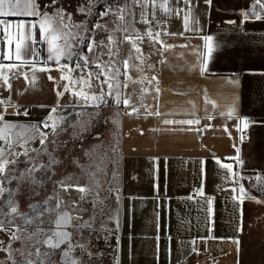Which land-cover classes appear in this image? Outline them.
Returning a JSON list of instances; mask_svg holds the SVG:
<instances>
[{
    "label": "crops",
    "instance_id": "crops-1",
    "mask_svg": "<svg viewBox=\"0 0 264 264\" xmlns=\"http://www.w3.org/2000/svg\"><path fill=\"white\" fill-rule=\"evenodd\" d=\"M35 2L42 13L40 2ZM144 3L145 0L139 4L131 0L129 30L123 34L119 49L113 48L115 42L103 41L107 49L103 51L106 61L102 65L109 64L111 48L112 62L117 57L114 67L123 73V61L131 56L127 75L138 81V69H143L148 78L143 83H133L121 75V99L127 97L129 105L117 107L114 98L108 97L111 108L100 107H117L120 114V172L112 179L118 187L115 196H119L120 215L114 264H264V196L248 184L255 179L264 182V11L257 5L262 19L252 16L255 0H191L190 5L185 0H147L146 8ZM246 12L247 20L243 15ZM142 13L148 23L142 22ZM6 19L38 24L36 17ZM149 30L153 38L147 35ZM9 31L13 33L12 46L7 43L8 33L0 30V53L4 56L15 46V29ZM34 35L39 55L29 54L28 59L38 62L35 82L31 64L11 72L3 70L10 88L0 79V114L5 121L17 125L13 132L23 133L21 142L36 137L28 139L25 147L15 146V153L38 147L40 136L35 126L47 132L50 127L44 128L43 124L54 115L52 108L94 109L73 92L83 89L98 94L104 79H98V71L89 64L77 68L76 64L61 63L72 69V80L77 83L62 80L68 68L62 72L48 60L38 28ZM126 35L134 41L126 40ZM137 35L142 39H135ZM207 36L213 37L210 55L203 39ZM133 42L141 49L143 64L135 59ZM0 63L19 62L13 58ZM204 64L207 68L201 74L199 69ZM152 76L157 80L150 84ZM81 79L88 80L91 86L79 83ZM153 84H158L161 91L156 92ZM65 85L69 91L64 90ZM57 92L62 95L58 97ZM17 106L24 112L19 114ZM230 109L231 117L227 115ZM246 118H254L255 124L247 128ZM165 120L173 123L165 124ZM187 120L199 123H176ZM244 130H248V139L242 142ZM33 140L35 147L29 145ZM0 147L7 148L4 141H0ZM224 164L231 165V173L221 167ZM241 187L250 197L243 202ZM4 193L0 195V220L4 221L0 264H9L8 249L14 241L11 236L14 232L19 236L21 231L17 229L22 230L24 225L18 228L7 221L13 213L4 203ZM57 201L60 199L54 198L53 219L58 211H72L62 209V203L57 209ZM18 211L29 214L27 209ZM27 230L32 232L29 227ZM67 231L73 232L74 244L90 249L79 241L75 229ZM72 256L83 261L79 248ZM54 258L59 256L54 254Z\"/></svg>",
    "mask_w": 264,
    "mask_h": 264
},
{
    "label": "rangeland",
    "instance_id": "rangeland-1",
    "mask_svg": "<svg viewBox=\"0 0 264 264\" xmlns=\"http://www.w3.org/2000/svg\"><path fill=\"white\" fill-rule=\"evenodd\" d=\"M38 1L42 13L55 15L58 9H62L65 13V23L79 25V27L65 29L72 33L68 42L73 55L71 58L62 59L60 63L83 64L80 56H86L88 64L99 72L100 69L95 67V64L102 65V61H106V57H102V55L105 54L103 51L107 49L100 42L108 40V37L112 36L115 42L113 48L119 49L122 36L125 34L123 29L129 30L127 27L130 23L128 9L131 0H94V4L90 8L89 0ZM80 7L85 9V13L79 11ZM121 8H124L125 19L123 21L118 19ZM106 9L112 11H109L107 15H102ZM69 15L70 20H68ZM95 25H100V27H95ZM55 26L60 27L58 19ZM118 28L120 30H117ZM92 41H95L96 44L93 45L92 51H88V45ZM43 52L48 55L46 42H44ZM116 59L117 57H113L114 62ZM107 100L108 103L105 106L111 108L110 98ZM119 115L117 107L107 110L101 108L60 109L54 113L52 116L54 119L51 120V125L53 122L56 125L55 133L51 127L46 129L47 132L45 131L47 140L43 150L39 144L37 148L28 151L26 155L23 154L25 152L23 151L18 153L20 155L6 157L15 163H9L5 173L0 177V182L5 189L4 203L11 208L8 203L11 199L12 204L18 206V210L27 209L28 217L33 221L31 224H25L24 219L15 214L7 219L10 223L15 224V227L19 228L20 224L24 225L20 230V238L14 240L10 245L11 259L9 256L7 257L10 259L9 264H13V260L16 264H25L26 259L37 260L35 255L28 256V253L34 252L35 247L38 246L34 247L35 238L29 239L31 232H28L27 228L34 231L39 225L40 228L47 231L52 226L54 198H59L63 202L62 209H66L67 205L68 209L71 208L72 214L79 215L83 221L91 223L90 228L76 231L79 241L90 248L87 254L81 251L82 264H114L120 215L119 198L117 199L115 196L118 187L114 185L112 179L120 172ZM33 141L29 145L35 147L36 144ZM51 160L56 162L51 163ZM62 181L65 185L90 188L91 192L82 194L75 187H69L65 191L61 186ZM94 181L99 182V187ZM248 184L253 187L254 191L264 196L263 180L255 179ZM82 195L84 196L83 200L81 199ZM94 201L96 202L95 206ZM3 208L5 209V206ZM20 213L24 214L23 211ZM74 220L77 223V220ZM45 250L43 249V251ZM89 252L91 256L88 255ZM52 258L55 259L54 255Z\"/></svg>",
    "mask_w": 264,
    "mask_h": 264
},
{
    "label": "snow or ice",
    "instance_id": "snow-or-ice-1",
    "mask_svg": "<svg viewBox=\"0 0 264 264\" xmlns=\"http://www.w3.org/2000/svg\"><path fill=\"white\" fill-rule=\"evenodd\" d=\"M134 3L139 4L140 0H134ZM153 3H155V0H153ZM186 4L191 3V0H185ZM94 4V0H89V8ZM259 5L260 10L264 11V3L261 2V0H255V3L252 7V16L256 20L262 19L261 15L257 12L256 6ZM126 7V6H125ZM144 7H147V0H145ZM163 7V5H162ZM79 11L81 13H85V9L83 7L79 8ZM109 11H112L111 9H106L102 15H107ZM120 15L118 16V19L123 21L125 19L123 13L124 8L120 9ZM245 20L249 18V14L243 13ZM13 17H36L38 18V24L37 23H31L30 21L20 20L19 22H14L11 19L6 18H13ZM59 20L60 27L57 28L56 21ZM70 15L68 16V20H70ZM142 22L148 23L147 19L145 18L144 14L142 13ZM234 23V22H229ZM185 29L187 30L188 26V19L187 16L184 20ZM70 27H79V25H69L68 23H65V13L62 9H58L57 13L55 15H49L48 13H41L39 11V6L36 4L35 0H0V30H2L4 33H8L7 43L9 46L13 45V33L9 30L15 29V46L14 49L10 47V50L7 54V56H4L2 53H0V60L7 59L9 61H12L13 58L18 61L19 63H9V64H3L0 63V79L4 81L5 84H9V77L4 73V69H7L9 72H11L13 69H18L23 66H28L29 64L33 67V77L32 82H35V71H36V64L38 63L36 60H29L28 56L30 54L31 57H36L39 55L38 51L35 48V44L37 43L34 35V30L38 28L39 30V36L40 41L47 43V51H48V60L55 61V63L59 66V69L63 72V69L68 68V73L62 74L61 79L67 80L72 84L77 83V81L72 80L71 77V71L72 69L67 64H61L60 61L62 59H68L71 58L73 53L71 52V45L68 42L69 36L72 35L70 31H65V29H70ZM95 27H100V25H95ZM117 30H120L119 28ZM123 31L127 33V28H124ZM147 35L150 38L152 37L151 30L148 31ZM159 36V33L156 34ZM125 39L128 41H134V38L130 35H126ZM135 39H142L139 35L135 37ZM204 43L205 47L208 50V54L210 55L213 51V45L212 40L213 37L207 36L204 37ZM109 43L113 44L114 40L112 36L108 37ZM62 41V42H61ZM29 42H31V46H29ZM96 44L95 41H92L88 45V51H92L93 45ZM100 44H103L101 41ZM162 47H173L172 45H163ZM132 48L135 50L137 55L135 56L136 60L140 61V64L144 63V57L141 52V49L133 42ZM113 55L112 49L109 48V64L107 65H101L99 63L95 64V67L99 68L100 71L97 72L95 75L99 79V77L103 76L104 79L100 81V89L99 93H87L81 89L78 92H73V95H76L83 99L85 103L92 108L99 109L100 107L107 105L108 97L114 98L115 104L117 107H119L121 104H123L125 107L129 105V99L127 97H124L121 99V93L119 89L121 88V83L119 80V77L121 75H124L127 77L128 80H131L133 83H143L144 80L148 79L146 76L143 75V69H138V65L132 64L131 67L134 69H138L141 72L140 80H134L131 77L127 75L128 69H129V60H132L133 57L129 56L127 59L123 61V67L124 72H121V69L119 67H114L111 57ZM80 59L83 60V65L80 63L76 64L77 68H83L87 67L88 65V59L86 56H80ZM206 64L200 67L199 71L201 74H203L206 71ZM40 71H46L47 68H40ZM92 73H89V76H91ZM27 79V77H26ZM49 79H53L52 77H49ZM157 78L155 76H152L148 82L152 84V82L156 81ZM79 83L84 84L86 86H91L88 80L81 79ZM106 85L107 88L105 89L103 86ZM123 87H127V83L123 84ZM153 87L155 88L156 92L161 91V89L158 87V84H153ZM65 91H69V88L67 85L64 86ZM141 91H147V89H141ZM62 93L57 92V96H61ZM0 103H3L0 101ZM53 113L56 112V108H52L51 110ZM133 111H136L135 108H133ZM98 114V113H97ZM130 114V113H129ZM159 115V113H156ZM233 114V110H229L227 112V115L231 117ZM27 115V113H25ZM54 118L50 115L48 117V120H53ZM61 119H63L61 117ZM165 124H171L173 121L171 120H165ZM176 123L181 124H193V123H199L198 120H187V121H177ZM248 121L244 120L245 126H247ZM23 128V126H20ZM44 128L51 127L52 131L55 133L56 131V125L55 122H53L52 125H49L47 121L43 124ZM17 128V125L11 124L7 121H5L4 116L0 114V141H4L7 148L0 147V175L4 174L6 171V166L9 163H15V161H9L6 157L8 155H20L18 153L14 152V147H25V145L28 143V139H35L36 137H29L28 139L23 140L21 142V137L23 135L22 132H13L14 129ZM27 131V130H25ZM35 131L39 133L40 136V144L43 146L45 144V141L47 140V133H44L40 130L39 126H35ZM27 148H25L24 155L27 154ZM34 151H40V150H34ZM237 152H239V149H237ZM238 160V157H237ZM55 160H51V163H55ZM219 163V161H217ZM221 167L226 168L228 172H232L231 165H221ZM99 187V182L94 181ZM61 186L64 188L65 191L68 190L69 187H75L76 190L80 191L82 194H87L91 192L90 188L82 187L79 185H65V183L62 181ZM5 191L4 187L2 186V182H0V195L3 194ZM240 199L241 202H243V199L250 198L247 197V194L245 193L243 187L240 188ZM81 199H84V196L82 195ZM118 199V197H117ZM9 205H11V213L15 214L16 216H21L24 219V222L26 224H31L33 221L31 218H29L26 214H21L18 211V206L13 205L11 202V199L8 201ZM47 203V202H45ZM63 203L62 201H57L56 208L59 209L60 204ZM75 203V202H73ZM94 201V206H95ZM209 204H211V200H209ZM68 206L66 205V208ZM35 206L33 207L34 210ZM211 210V209H209ZM76 219L77 223L73 224L72 220ZM54 225V228H49L47 231H45L43 228H40L39 225L37 228L32 231L29 234V239H34V247L36 245H39V247H35L34 252L28 253V256L35 255L37 257V260H31L26 259L25 264H82V262L77 259L73 258L72 253L76 248L81 249L82 252H86L87 249L83 244L76 243L74 244L72 242L73 240V232L67 231L68 228H73L77 232H79L80 229L83 228H90L91 223L85 222L83 219L76 215L73 216L72 212L70 211H62L57 212L56 217L51 222ZM4 221L0 220V230H3ZM20 229H17V232H19ZM20 237L17 235L16 232H14L11 236L12 240H17ZM238 243V242H237ZM67 245L66 248H62V245ZM46 249L45 251H41V249ZM50 250V251H49ZM59 250V251H57ZM9 252V258L11 259V249H8ZM56 254L59 256V259H53V255ZM89 256H91V253H88ZM13 264H16V262L13 260Z\"/></svg>",
    "mask_w": 264,
    "mask_h": 264
},
{
    "label": "built area",
    "instance_id": "built-area-1",
    "mask_svg": "<svg viewBox=\"0 0 264 264\" xmlns=\"http://www.w3.org/2000/svg\"><path fill=\"white\" fill-rule=\"evenodd\" d=\"M17 112L19 114H21V113L24 112V110H23V108L21 106H17ZM244 120H247L248 121L247 128L255 124V119L254 118H246ZM46 121H47V123L49 125H51V121L50 120H46ZM247 139H248V130H244L241 133V140L243 142V141H246Z\"/></svg>",
    "mask_w": 264,
    "mask_h": 264
}]
</instances>
